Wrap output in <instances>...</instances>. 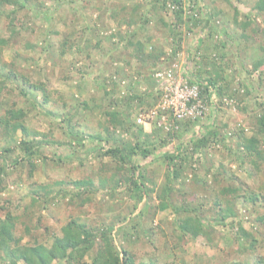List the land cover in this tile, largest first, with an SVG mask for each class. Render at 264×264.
<instances>
[{"label": "rangeland", "instance_id": "1", "mask_svg": "<svg viewBox=\"0 0 264 264\" xmlns=\"http://www.w3.org/2000/svg\"><path fill=\"white\" fill-rule=\"evenodd\" d=\"M200 1L208 11L217 13L218 30L203 39H206L205 47L219 44L220 50L216 53L225 54V62L221 61L224 90L217 93L220 103L210 105L203 119L183 123L174 136L153 124H145L139 139L134 136L135 129L129 132L111 126L106 116L110 97L106 96L104 88L121 101L122 110H126L123 98L131 94L144 98L131 110L133 123L141 110L146 111L155 103L147 93L153 89L151 75L156 63L148 60L142 66L136 58V42L146 41L147 50L157 47V53H168L179 40L171 35L175 22L172 12L148 13L151 22L144 27L139 18L131 26L124 21L133 14L135 4L141 5L135 15L146 13L148 0H31V5L18 12L13 6L4 10L0 38L8 41L2 47L6 69L24 78L26 83H23L27 85L44 84L46 95L51 98L45 110L41 109L45 95L39 93L38 101L32 94L24 96L22 81L16 80H8L0 94V116L10 108H23L27 112L25 124L31 133L27 138L41 142L36 154L28 156L16 144L11 145L13 152L6 153L7 143L0 141V169H4L0 173V216L11 213L19 217L16 233L24 244H32L34 237L49 243L50 236L69 221L80 219L93 227L111 225L118 247L130 250L137 262L256 264L259 256L264 259V226L255 221L260 215L255 210L264 212V200L254 205L244 197L249 196L246 191L264 197V163L257 170L250 163L241 164V160H236L238 153L235 155L239 151L236 128L243 129L248 137L253 136L259 116L264 112V65L257 68L255 64L264 58V15L258 16L254 9L259 0ZM124 6H127L125 11ZM237 15L242 22L245 15L255 21L244 32L235 23ZM11 21L17 34L10 31ZM200 28L189 33L187 27H180L181 46L190 54L201 51L203 68L199 73L200 63L195 62L194 70L201 78L208 79L214 74V61L204 59L211 58V51L198 41ZM132 35L135 38L130 39ZM221 37L222 41L217 43ZM207 63L211 67L209 72ZM137 71L145 76L141 77ZM111 80L118 85L113 86ZM138 80H141L140 85ZM226 97L230 99L228 102L224 101ZM85 102L89 108L85 107ZM69 114L71 123L65 120V115ZM209 129L219 130L224 141L213 142L202 154L197 152L184 162L182 176L174 184L176 194L170 195L171 203L199 209L203 194L209 195L201 186L202 180L206 178L212 184L214 174L224 167L228 175L223 184L241 188L235 199L237 221L257 239L255 248H245L242 244L250 246V243L237 239V226L232 229L214 225L210 229L211 242L203 236L194 238L185 233L178 218L185 219L189 215H177L170 208L161 210L163 195L160 191L168 175L165 154L191 155L193 140L206 135ZM72 130L84 133L83 145L72 142L69 137ZM98 134L103 136V141L90 138ZM146 134H151L156 147L150 158H133V162L119 169L122 163L104 156L115 139L117 143L135 144L145 141ZM24 137L20 131L17 142ZM132 164L140 166L148 185L155 190L143 200L132 193L129 185ZM86 179L94 180L96 192L75 187V182ZM102 180L107 181L106 188ZM182 188L187 194L177 192ZM80 190L82 193L77 194ZM37 196L41 204L33 203ZM211 208L209 204L208 212ZM211 216L214 217L210 213ZM26 226L31 228L32 235L26 232Z\"/></svg>", "mask_w": 264, "mask_h": 264}, {"label": "trees", "instance_id": "2", "mask_svg": "<svg viewBox=\"0 0 264 264\" xmlns=\"http://www.w3.org/2000/svg\"><path fill=\"white\" fill-rule=\"evenodd\" d=\"M200 2V0H148L149 8H145L148 10L146 13L140 15L135 14L138 13V9L141 7V5L135 4L132 7L134 9L133 14H131L128 19L124 21L128 26L133 25L137 18L142 21L144 27L147 26L151 22V19L148 17V13L152 15H161V13L164 12H172L175 22H173L174 29L171 31V35L174 39H179L178 44L175 40L176 43L174 47L171 48L168 53L166 52V54L163 51L157 53V47H150L151 49L147 50L148 48L146 41L143 42L137 40L136 58L142 64V66H144L148 60H150L156 63L154 67L155 70L161 64L162 57L174 59L178 50L183 48L181 46L183 32L181 33L179 30L180 27H187L190 33L191 31H194L195 28L201 26L199 30V40H201V43L205 42L206 40L203 39V37L208 39L213 36L214 33H216V30H218L216 28L217 13L208 11L205 3L202 5ZM28 5H31V0H0V20L4 14V10L7 7H16L15 11L18 12L20 9L27 8ZM126 8L127 6H124L123 10L125 11ZM254 9L259 14L258 16L264 15V0H259L256 3ZM238 15L236 17L235 23L239 25L245 32V30H248L249 25H251L255 20H253L250 15H245V20L242 22ZM14 26L15 25L13 21H11L10 31L13 34H17V30L14 28ZM133 38H135V35H132L130 39ZM249 38H251V36H249ZM220 41H222V37L218 39L217 43ZM150 42L151 40L148 41V43ZM7 43L8 41H6V39L0 38V94H2V89L7 85L6 83L8 80H16L18 82L22 81L23 85L21 86V93L24 96L29 97V95L32 94L34 100L38 101L37 96L39 93L45 95L44 100L41 103L42 105H40L42 106L41 109L45 110L46 105L51 102L50 96L46 95L45 85H27L25 84L26 80L24 78L21 79V77L16 72L6 69L7 64H5L3 61L2 47L6 46ZM220 44L222 47H226L223 42ZM213 49L214 50L210 54L211 58H204L205 61H214V75L211 74V77L208 78V85L206 86V91L208 92L209 97L213 96L214 94L216 95L218 92H223L224 87L222 86L221 82L225 80V77L222 76L223 64L221 62H225L223 59L225 54L219 56V54L216 53V51L220 50L219 44ZM218 61H220L221 64H219ZM255 64L257 68H260L262 65H264V58L261 57ZM207 65L210 66V63H207ZM200 72L201 70H199V73ZM137 74L141 77L145 76L141 72H138ZM126 78H129V74ZM23 81L25 83H23ZM124 81L126 82V80ZM140 81L141 80L137 81L139 85ZM151 81L153 89L149 90V93L151 92L152 94L147 93V97L150 96L153 98L155 103L146 111L156 106L161 98L160 95L156 93V87L158 84L154 78V72L151 75ZM111 83L113 86L118 85L112 80ZM104 89L106 96L110 97V105L106 112V116L109 117L111 126H113L116 130L123 129L124 131L129 132L135 129L137 133H135L134 136L138 138L140 134L144 133V129L143 125L139 126L133 123L131 110L133 107H135L136 102L139 99V101L143 102L144 98L135 94H131L126 98H123V104L126 107V110H122L120 107L121 101L113 98L114 94H111V92L109 93L107 91V87ZM84 105L85 107L89 108L87 102H85ZM262 107L264 108V106ZM26 114L27 112L23 108L19 109L17 107H13L10 108L5 115L0 116V129L2 131L0 134V141L7 143V146H5L6 148L4 150L6 153L13 152L14 148L11 145L16 144L25 155L34 156L36 154L41 142L36 138H27L31 136V133L25 124V119L27 116ZM68 116L65 115V120L71 123L72 116H70V114ZM236 129L237 132L235 136H237L239 140V151L235 152V155L238 153L236 160H241V164L250 163L257 170L260 169V165L264 163V112L259 116L258 127L256 128L255 134L253 136L248 137L246 136L243 129ZM20 131L23 132L25 137L17 142V134ZM146 135L145 141L141 142L139 140L135 144L125 141L117 143V140L115 139V144L104 151V156H111L122 163L123 166H120L119 169L125 167L126 164L133 162V158L139 156L145 159L150 158L155 154L154 152L156 147L154 146L153 140H151V134ZM84 136V133L78 130H72L69 133V137L72 142L78 143L79 145L84 144ZM221 136L222 134L219 130L216 131L209 129L206 135L198 138L197 140H193L191 155L181 153L175 155L165 154L166 159H168V175L166 185L162 187V191H160V194L163 195L160 207L161 210H167L169 208L173 209L177 215H189L185 219H180L179 217L178 221H181L180 223L183 224V230L185 233L194 238L203 236L212 242V238L210 237V229L214 227V225H221L228 228L230 227L232 229L237 226V228H239V231L236 235L237 239L243 240L246 243H250V246H248V244H246V246L245 244H242L245 248H255V245L258 242L257 239L252 237L250 232L248 233V230L243 227L242 222L237 221L239 213L236 210L235 199L238 197V193L241 192V188L233 187L230 184H227L226 186L223 184L224 181H226V176L228 175L224 167H221L219 170H217V173L214 174L212 184L209 183V180L206 178L202 180L201 186L203 187V190L207 191V194L210 196L203 194V204H201L199 209L190 208L188 206H176L171 203L172 198L170 195L176 194L174 184L182 176L184 162H186L189 158L195 157V153L197 152L202 154L203 150L209 147L213 142L220 139L224 141ZM90 138L93 140L99 139L103 141V136L101 134L96 136L90 135ZM106 140L110 141V138H107ZM47 142L50 143L49 140H47ZM180 149L184 150L182 147ZM196 160L200 161V158H197ZM131 170L133 174L131 176L129 185L132 189V193L136 194L139 200H143V198H146V196L150 197L149 195L151 192L154 193L155 190L148 185V178L145 174H143V172L140 171V166H135L132 164ZM2 171H4V169H0V173ZM207 171L210 172V170ZM193 180L196 181L197 177L193 178ZM94 183V180L86 179L75 182L74 185L78 189L85 187L91 193H94L97 191ZM152 184H154V182ZM106 185L107 181L102 180V186L106 188ZM82 191L83 190H80L77 194H81ZM177 192H179V194H187L184 188L177 190ZM245 194H249L248 197L244 196L246 197V201L252 202L254 205H257L259 202L264 200V197L260 196L258 193H250L246 191ZM38 200L39 196H37V198L34 197L33 203L36 202L41 204ZM209 204H212V208L210 209L211 211L209 210L210 212H208L207 209ZM255 211L257 214H260L255 221L261 223L264 226V212L261 214L258 212V210ZM210 213L211 215L213 214L214 217H209ZM18 220L19 217L11 213L5 214L4 217L0 216V264H148L146 262H137L130 250L125 247H118L115 237L112 233L113 227L111 225L93 227L85 220L72 219L58 233H54L50 236L49 243L40 242L34 237L32 244H24L23 238L18 237L16 233ZM26 232L29 234L31 233L30 235H32V230L30 227L26 226ZM256 262V264H264V259L259 256ZM152 263L153 262H151V264Z\"/></svg>", "mask_w": 264, "mask_h": 264}, {"label": "built area", "instance_id": "3", "mask_svg": "<svg viewBox=\"0 0 264 264\" xmlns=\"http://www.w3.org/2000/svg\"><path fill=\"white\" fill-rule=\"evenodd\" d=\"M190 53L183 47L178 50L174 59L161 58V64L154 70V78L158 84L156 93L160 95V101L150 110L141 111L134 120L135 124H153L166 134L174 136L183 123L203 119L208 114L210 105H218V95L209 97L206 91L208 79L201 78L198 71L194 70L195 62L200 63L198 70L203 68L201 51ZM207 70L209 72V67ZM229 100L227 97L224 99L226 102Z\"/></svg>", "mask_w": 264, "mask_h": 264}, {"label": "crops", "instance_id": "4", "mask_svg": "<svg viewBox=\"0 0 264 264\" xmlns=\"http://www.w3.org/2000/svg\"><path fill=\"white\" fill-rule=\"evenodd\" d=\"M198 41H200V40H198ZM199 44H200V43H199ZM205 44H206V43H205V42H203V45H204L203 47H204L205 49H206V48L210 49V51H211V53H212V51L214 50V49H212V48H213V47H216V45H215V46H213V47H212V45H211L210 47H209V46H208V47H205ZM210 51H209V52H206V53L208 54V53H210ZM209 69H211V67H210V66H209ZM213 75H214V74H213Z\"/></svg>", "mask_w": 264, "mask_h": 264}]
</instances>
